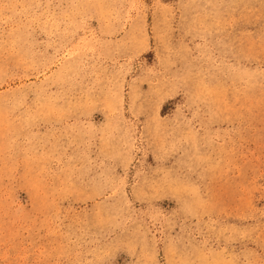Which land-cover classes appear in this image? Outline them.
<instances>
[{
  "label": "rangeland",
  "instance_id": "obj_1",
  "mask_svg": "<svg viewBox=\"0 0 264 264\" xmlns=\"http://www.w3.org/2000/svg\"><path fill=\"white\" fill-rule=\"evenodd\" d=\"M0 264H264V0H0Z\"/></svg>",
  "mask_w": 264,
  "mask_h": 264
}]
</instances>
